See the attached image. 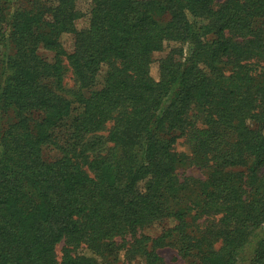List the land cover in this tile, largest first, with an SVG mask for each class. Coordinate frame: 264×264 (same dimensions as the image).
I'll return each instance as SVG.
<instances>
[{"label": "trees", "instance_id": "16d2710c", "mask_svg": "<svg viewBox=\"0 0 264 264\" xmlns=\"http://www.w3.org/2000/svg\"><path fill=\"white\" fill-rule=\"evenodd\" d=\"M0 48V264H264V0H0Z\"/></svg>", "mask_w": 264, "mask_h": 264}, {"label": "rangeland", "instance_id": "374dc122", "mask_svg": "<svg viewBox=\"0 0 264 264\" xmlns=\"http://www.w3.org/2000/svg\"><path fill=\"white\" fill-rule=\"evenodd\" d=\"M220 2L225 1V0H219ZM80 8L84 11L86 8V5L84 2L79 4ZM86 25V19L83 18L78 21V26L81 28ZM63 43L65 47L67 48L68 51H72L74 49V37L72 34H65L62 37ZM169 48H167L164 51H158L153 54L155 59H160L163 56L167 54ZM2 49L0 48V53ZM106 66H103L101 70L98 73V76L96 77V86H101L103 81H104V76L106 73ZM67 84L69 87H74L75 86V81L74 78L72 77V73L69 72L68 77H67ZM193 113L196 114V111L194 110ZM195 120H197L198 123H201V120L198 117H195ZM175 151L181 155L183 158V163L180 165L178 172L180 175L181 179H185L188 177H194V178H201L205 179L207 177V170L205 168H202L198 166L197 164L193 163L191 160L192 157V142L190 141L189 136H182L178 142L175 144ZM172 221H164L160 224H156L152 227L144 229V232L156 237L160 235L165 228L168 226L172 225ZM62 248V245H59V251ZM160 254L165 258L167 264H188L189 258L183 257L178 249L173 246H165L163 248L159 249ZM118 264H124L123 261L119 262Z\"/></svg>", "mask_w": 264, "mask_h": 264}]
</instances>
